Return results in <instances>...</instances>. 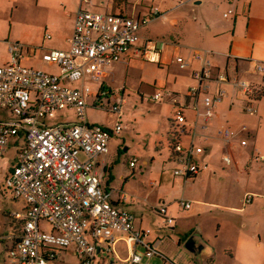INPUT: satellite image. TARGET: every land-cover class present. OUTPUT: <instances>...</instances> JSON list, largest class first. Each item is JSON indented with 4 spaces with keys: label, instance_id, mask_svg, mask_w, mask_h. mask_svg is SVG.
<instances>
[{
    "label": "rangeland",
    "instance_id": "374dc122",
    "mask_svg": "<svg viewBox=\"0 0 264 264\" xmlns=\"http://www.w3.org/2000/svg\"><path fill=\"white\" fill-rule=\"evenodd\" d=\"M195 1L201 4L196 5ZM99 2L96 0V3ZM251 3L250 6V0H237V2L235 0H154L153 4V0H146L145 3L140 0H129L130 9L133 5L136 10L138 8L149 13L152 4L153 8L161 13L160 17H148V23L139 28L137 36L142 40L150 41L168 63L159 66L145 59L135 60L131 63L127 78L125 76L127 81L125 90L122 83L117 81L115 84H107L106 94L101 95L99 99H96L95 95L86 99L89 114H98L108 128H114L116 124L122 128L120 135L113 137L121 141L120 148H116L111 152L113 155H109L108 160L111 158V162L108 169L111 171L113 167L114 169L111 174L109 170V173L103 174V185L106 187L109 184L111 189L122 191L129 202L147 201L144 196L147 197L148 191L161 189L162 192H167V197L161 198V202L165 201V205L175 210L173 218L169 212L166 214L167 218L173 219L174 222L169 225L165 224V218L159 215L157 210H152L150 216L144 217L141 230L149 231L153 241L159 240L155 248L157 254H154L150 261L145 257L144 264L147 262L175 264L173 259L179 258L180 254L185 256L184 259L188 258L186 256L189 255L183 247L180 245L178 249L177 245H183L182 242L197 230L199 220L203 217L213 220L218 215H223L232 223L234 220L230 218L243 219L244 223L239 222L240 219L235 223L250 226L252 237L259 241L257 235L260 234L264 243V161L260 159L264 158V97L255 101L243 99L244 97L234 99L233 108L226 109L221 119V126L231 129L234 124L239 132L242 128H246L247 131L240 134L248 147L241 148L247 145L232 146L231 149L230 146L223 144L225 146L223 149L220 145L218 148L220 161L217 159L208 162L213 168L210 172L214 171V174L206 173L207 175L200 176L206 169L201 170L197 183H193L194 179H190L188 180L190 184L185 186L182 177L174 176V170L181 166L176 162H170L173 151L167 140L168 134L171 133L169 132L171 122L166 120L171 108L168 102L169 93H172L174 88L176 91L185 90L180 82L183 78L192 85L195 84L191 77L190 79L183 77L186 72L176 64L179 47L201 41H205L206 47H220L225 55L220 66L222 71L225 70L226 57L230 58L234 75L240 80H255V83L264 87L262 74L251 67L244 69L243 65L245 64L243 61L248 60L252 55L255 46L260 47V51L264 52V0H253ZM56 8V5L47 0H0V65L8 58V46L19 44L23 48L21 65L44 69L35 62L42 59L44 49H48L59 39L53 30H44V24L52 22L48 20L50 12H54ZM59 10L63 13L62 8ZM229 10L232 14L225 18L224 14ZM120 12L118 8L117 14ZM235 15L251 19V25L248 31L236 34L235 43L231 48ZM201 17L211 21L213 34L210 30L200 28ZM45 33L50 36L49 39H44ZM62 34H65L64 31L60 32V36ZM214 35L217 41L212 38ZM215 58L218 59L217 56ZM170 62H174V65ZM217 65L219 66L218 62ZM236 67L239 68L237 72ZM44 71L48 72L47 69ZM51 71L57 72L56 69ZM93 84L96 83L89 84L91 91H94ZM101 84L102 82H97L96 93L100 91ZM225 88L228 90L227 85ZM228 91L231 94V91ZM156 93L162 96L159 101L153 100ZM223 100L226 101L227 98ZM248 107H252L256 112L246 113ZM63 117L67 120L73 118L74 111L57 112L50 124L62 123ZM11 118L9 113L0 111V119ZM14 142L15 139L10 140L7 150L0 157V234L10 232L15 222L10 215L22 213L24 207L21 200L14 199L5 179L17 160ZM181 142L187 145L188 137L183 136ZM225 154L231 156L230 166L222 162ZM134 160L137 163L136 172L133 174L130 161ZM152 163L155 166L148 172L144 171V165ZM150 183H154V186H150ZM245 193L254 196L253 203L243 205L242 198ZM181 199L190 202V210L183 209L180 204ZM198 201L214 203V206L209 207L210 204L199 206ZM161 202H156L157 207H163ZM197 208L201 211L195 212ZM42 226L45 227V224L42 223ZM1 241L3 240L0 238V263L7 264L6 246ZM7 242L9 245V241ZM121 249L120 254L118 252L98 254L93 264H123L121 261L128 256L129 250L126 244ZM56 250L60 249L56 248ZM64 250L65 253L55 251L56 259L48 264H81L80 261L78 262L75 246ZM181 263L183 264V261Z\"/></svg>",
    "mask_w": 264,
    "mask_h": 264
},
{
    "label": "built area",
    "instance_id": "2783aa9c",
    "mask_svg": "<svg viewBox=\"0 0 264 264\" xmlns=\"http://www.w3.org/2000/svg\"><path fill=\"white\" fill-rule=\"evenodd\" d=\"M89 2L80 0L70 48L46 51L42 55V62L55 66L56 73L22 66L23 48L19 44L8 46L7 63L0 65V111L12 116L0 119V157L10 140L15 139L17 160L6 184L14 199L24 203L22 213L10 215L22 223V233L6 251L7 264H48L56 259V248L64 250L71 246H75L81 264H93L97 242H104L106 252L113 254L119 233L126 234L131 264H141L143 257L149 260L155 254L156 243L146 242L149 231L136 230L135 215L115 207L101 185L97 162L107 155L110 136L120 134L122 128L118 124L112 133L89 126L86 106V99L91 95L88 84L99 82L108 68L121 61L138 40L139 28L149 19L135 21L82 7ZM231 14L229 10L224 17ZM160 16L156 8H151L150 18ZM141 57L155 63L160 53L146 40ZM175 61L181 70L190 68L191 61L199 66L191 71L195 84L187 94L195 101L196 120L187 125L178 111L173 127L174 152L181 166L174 170V176L188 178L208 169L206 164L198 165L194 161L204 151L195 143L200 137L207 139L199 135L200 131L206 130L216 118V107L227 95L226 85L248 99L256 95V87L252 82L218 71L206 52H196L191 59L177 56ZM256 70L263 75L264 65H257ZM76 82L80 87L72 86ZM161 97L157 94L153 100L159 101ZM198 102L204 107L202 114ZM66 110L74 111L73 122L62 119V123L50 124L57 112ZM245 112L256 111L248 107ZM199 117L201 124L197 123ZM216 134L230 146L234 136L230 128H219ZM183 136L188 137L187 145L181 142ZM240 145L246 146V142L243 140ZM260 159L264 161L263 157ZM222 162L230 166L231 156L225 154ZM134 164L135 160L130 167ZM252 199V195L245 194L243 205L251 204ZM180 204L186 210L190 208V202L184 199ZM157 211L165 218V224L172 223L165 217L163 207ZM138 245L144 247L143 254L135 251Z\"/></svg>",
    "mask_w": 264,
    "mask_h": 264
},
{
    "label": "crops",
    "instance_id": "0c3cea01",
    "mask_svg": "<svg viewBox=\"0 0 264 264\" xmlns=\"http://www.w3.org/2000/svg\"><path fill=\"white\" fill-rule=\"evenodd\" d=\"M47 1L52 3L53 5H56L57 8L55 9L54 12H50V16H49L48 20L49 21L52 20V22H46L44 24V27H45L44 30L45 31L53 30L56 33L57 38H59V39H57V43L50 45L48 47V49H44L43 54L46 51H50V50H62V51L68 50L70 48L69 40L72 37L73 28H74L75 14H76L79 6H80V0H47ZM99 1H100L99 3H96V0H90L89 4H87V5L83 4L82 7L86 8L90 11L99 12V13L123 15V16L129 17V18H132L135 21H141L144 18L150 17L151 8L154 7V5L151 4L149 13H146V12H143L142 10H139L138 8L136 10V7L133 5H132V8L130 9L128 7L130 5L129 0H125L126 3L118 4L116 6L112 5L111 0H99ZM235 1L237 2V0H235ZM141 2L145 3L146 0H142ZM251 2H253V0H250V6L252 4ZM153 4H154V0H153ZM195 4L198 5V4H201V2L195 1ZM59 8L63 9V13L60 12ZM118 8H120V10H121L120 14H117ZM131 13H134V14H131ZM55 16H57V17H55ZM250 25H251V19L246 18V17H242L241 15H235L234 22H233V30H232V36L233 37H232L231 42H230L231 48H233V45L235 43L236 34H241V33L245 32L246 30L248 31L250 29ZM199 26H201L200 28L202 30H210L211 34H213L211 21L208 20L207 18L201 17V21L199 23ZM62 31H64L65 34L64 35L62 34V36H60V32L62 33ZM46 36H48V35H46V33H45V35H44L45 40L50 38V36H49V38H47ZM212 38H214L216 40L215 35ZM145 43H146V39L142 40V39L138 38V40L131 46L128 53L125 54L124 56H122L121 61L119 63L114 64L113 66H111L110 68H108L106 70L105 75L99 81L100 83L102 82V84H101L100 91L98 93H96L97 83L92 85L94 88L93 89L94 91H91V95L88 98H92L93 95H95L96 99H99V97L101 95L106 94V92H107L106 87L108 85H110L111 83L115 84L117 81L118 82L120 81V83H122L123 90H125L127 87V81L125 79V76L127 78V75H128L129 70L131 68V63L133 61L138 60V59H143L141 56H142L143 49L145 48ZM173 44H175L174 40H173ZM188 45L189 46L179 47V50H177V53H176L177 56H180V57H183L186 59H191L193 54L196 52H206V53H208V56L211 60L212 66L214 68H216L220 72L227 73L228 76H230V77L231 76H237V75H234V73H233L234 68L230 64V61H229L230 58L226 57L227 60L225 62L226 63L225 67H224L225 70L224 71L221 70L220 66L223 63V58H225V55L223 54V51L221 50L220 47H217V46L206 47L205 41L189 43ZM176 49L177 48L175 47V50ZM215 56H217L218 59H216ZM7 60H8V58H7ZM7 60L1 65H4L5 63H7ZM239 61H242V60H239ZM217 62L219 63V66L217 65ZM243 62L245 63V64H243L244 69H247V68L249 69V67H251L252 69L256 70L257 65H259V64L263 65L264 64V52L260 51V47L255 46L253 48L252 55L250 56V58L246 61H243ZM36 63H37V65H40V67L47 69L48 72L53 73V71H51L52 69L57 70V68L55 66H49V65L45 64L44 62H42L41 59L36 60L35 64ZM155 63L159 66H163V64H167L168 61H165L163 59V56L160 54L159 61L155 62ZM170 63L172 65H174V62H170ZM198 67L199 66H198L197 62L191 61V67L188 68L187 70H184L186 72V74H184L183 77H187V79H190L191 71L194 69H197ZM235 70L237 72L239 70V68L236 67ZM176 80H178L177 77H176ZM244 80L255 83V80H252V79H244ZM180 82H181V84H183L182 88H185V90L184 91L183 90L182 91H180V90L176 91L174 88V91L172 93H169L170 96L168 98V102L170 103L171 108H170V112L168 113V116L166 117V120L171 122L169 132H172L173 127H175L174 121H175L176 113L178 111H180L182 113V115L184 116V118L186 119L187 125L190 123H193L196 120L195 101H193L187 97L188 90L193 85L191 82H187V80H185L184 78ZM255 84L258 85L257 83H255ZM72 86L75 88H78V87H80V83L76 82ZM88 86H89V84H88ZM212 88L214 89V86H212ZM227 88H228V90L231 91V94L226 89L227 95L225 98H227V100L226 101L222 100V102L220 104H218V106L216 107V110H215L216 115H217L216 118H214L210 122V124L206 130L200 131L199 135L205 136V138H207V139H203V137H200L196 140V143H195L196 146L202 147L204 151L202 154L195 156L193 158L194 161L198 165L206 164L208 166V169H206L205 171H202V173L200 172L201 173L200 176L201 175H207L206 173H208L209 175H211L210 173H212V175L214 174V171L210 172V169L213 170V168L210 167L208 162L215 161L217 159L220 161V158L218 157V154H219L218 148L220 147V145L223 146V149L226 146V144L216 134V132L219 128H224V126H221V119H222L223 114L226 113V109L231 110L233 108L234 99L243 98V97H244L243 99H246V97L244 96L243 93L237 92V90H235L229 86H227ZM157 94H160V93H156L154 96H156ZM87 109H88V107H87ZM198 109H199L200 114L204 113V107L201 104V102H198ZM71 111H73V110H71ZM87 114H88L87 115V122H88L89 126H91V127H98V128H101V129H104V130H107V131H110L113 133L115 127L118 125V124H116L114 128L113 127L108 128V127H106L104 120L101 117H99L98 114H93V113L89 114L88 110H87ZM88 116H89V118H88ZM62 119H64L65 122H73L75 118L73 117V118L67 120L66 117H63ZM197 123L198 124L202 123L201 117H199L197 119ZM237 128L238 127L237 126L235 127L234 124L231 126V130L234 132V136L232 137V140L230 143L231 149H232V146L241 147L240 142L243 141V139H242V136L240 133L247 131L246 128H245V130H243V128H242L239 132L237 130ZM169 134L167 136L168 141L170 138ZM118 135H120V134H118ZM114 136H117V135L113 133L109 138L107 155L103 158H100L97 162L98 163V169L101 172V185H102L103 189L109 194L110 201L112 202V204L115 207H117L119 209H121V208L126 209L135 215V229L141 230V228L144 224V217H146V215H147V217L150 216L152 210L154 211V210H158L160 208L159 206L157 207L156 202L160 203L161 198H163V197L166 198L167 192L164 193L161 191V189L148 191L147 197L144 196V198H147V201L132 200L131 202H129V200L127 199V196L122 191L118 192L114 189H111L109 187V184L106 187L103 185L104 184V181L102 180L103 174H106L108 172L109 162H111V158H110V160H108L109 155H111L112 154L111 152H113V150H115L116 148H118V147L120 148V142L121 141L119 139H113ZM123 142H124V140H123ZM246 145H247V143H246ZM247 147H248V145L246 147H241V148H247ZM209 153H210V156H208ZM80 158L84 159V156L80 155ZM130 162H132V161H130ZM170 162L178 163L177 156L172 155L170 158ZM136 163H137V161L135 162L134 166L131 167V169H133V174H134V172H136ZM154 166L155 165L153 163L150 165L145 164L144 165V171L148 172ZM12 167H11V170H12ZM113 169H114V167H113ZM113 169H112V171H113ZM11 170H10V172H11ZM109 171L111 174L112 171L111 170H109ZM9 173L7 174V176L9 175ZM198 174L195 176H190L188 178H183L184 185L185 186L189 185L190 183L188 182V180H190V179H194L193 183H197L198 182L197 179L199 177ZM7 176L5 177V179L7 178ZM121 180H123V177H121ZM160 180L162 181V177L160 178ZM199 181H201V180H199ZM149 185L154 186V185H151V183ZM245 194H247V193H245ZM121 197H124L125 199H121ZM194 199L196 200V198H194ZM253 199H254V196H253ZM253 199H252L251 203H253ZM242 200H243V198H242ZM186 202H188V201H186ZM165 204H166L165 201L161 202V206L163 205V208L165 210V217L167 218L166 214L169 212L173 218L175 216L174 215L175 210L173 208H171V206L168 207ZM197 204L199 206H205L207 204H210V205H208L209 207L214 206V203H203L202 201H198ZM23 209H24V207H23ZM190 209H191V207L189 208V210ZM239 210H241V209H239ZM200 211H201V209H198V208L195 209V212H200ZM242 213H244V212H242ZM209 217H211V216H209ZM221 217H223V218H221ZM230 217H233V216H230ZM225 218H226V216H223V215H218L213 220L211 218H207V217L201 218L199 220L198 226L196 227L197 230L194 231L192 234H194V233L200 234L203 237V239L207 242L209 247L207 248L206 251L203 252V254H201V256H197V257L190 255L183 248L187 252V254L189 255V256H186L188 258L184 259L185 256L180 254L179 255L180 257L177 259H173V262H175V264H182L181 263L182 261H183V264H263V262H264V243H263V239L261 238V235L260 234L257 235L259 241H256V239L253 238L251 233H250V230H251L250 226H248L247 224H243L244 223L243 219L235 218V217L230 218V219L234 220V223H232L230 220H228V219L226 220ZM238 219H240L241 221ZM171 220H172L171 224H173L174 223L173 219H171ZM237 220L239 222H243V223H240V225H238L235 223V221H237ZM13 221H15V222L12 225L10 232H5V233L0 234V238L3 240L1 242H3L4 245L6 246L5 250L10 248L13 245V243L20 237V235L22 233V223L14 220V219H13ZM118 237H119V241L114 247V253L115 254L117 252L118 253L121 252V250H122L121 248H123V246L126 244L125 243L126 234L119 233ZM7 241H9V245H8ZM146 242L149 244H155L156 243V246H157V244L159 243V240L153 241V238L151 236H148V238L146 239ZM182 243L184 244V242H182ZM180 245L183 247L182 244H179V245H177V247H179L178 249H180ZM96 246H97V253L94 257V261L96 260V256L98 254L106 252V244L104 242H97ZM54 251L65 253V250H54ZM135 251L139 254H143L145 252V249L141 245H138L136 247ZM76 256H77V254H76ZM56 257H57V255H56ZM228 257H229V259H228ZM152 258H150L147 261L152 260ZM77 259H79V258L77 257ZM128 259H129V255L125 259H123L121 262L123 264H131V262H129ZM144 259H145V257L142 258L141 264H144V261H145ZM4 261L5 260H3V262ZM79 261L80 260H78V262ZM147 264H148V262H147ZM170 264H172V263H170Z\"/></svg>",
    "mask_w": 264,
    "mask_h": 264
},
{
    "label": "water",
    "instance_id": "95a60500",
    "mask_svg": "<svg viewBox=\"0 0 264 264\" xmlns=\"http://www.w3.org/2000/svg\"><path fill=\"white\" fill-rule=\"evenodd\" d=\"M209 245L200 234H191L183 244V248L192 256H201Z\"/></svg>",
    "mask_w": 264,
    "mask_h": 264
},
{
    "label": "trees",
    "instance_id": "16d2710c",
    "mask_svg": "<svg viewBox=\"0 0 264 264\" xmlns=\"http://www.w3.org/2000/svg\"><path fill=\"white\" fill-rule=\"evenodd\" d=\"M111 3H112V5H115L116 6L118 4H122V3L124 4L126 2H125V0H111ZM262 83L264 84V74L262 75ZM254 86L256 87V93H255L256 95H254L253 97H251L249 99L246 97V99H248L249 101L259 100L262 97H264V87L263 86H260V85H256L255 83H254ZM169 136H170V138H169V145H171V147H172L173 155H176L175 152H174V144H175V134H174V132L172 131L169 134ZM5 251H7V250H5ZM155 253L157 254V252H155Z\"/></svg>",
    "mask_w": 264,
    "mask_h": 264
}]
</instances>
